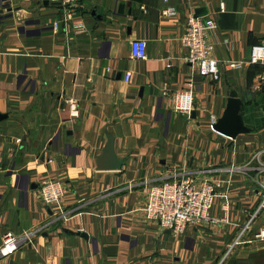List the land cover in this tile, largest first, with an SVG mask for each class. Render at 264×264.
I'll return each mask as SVG.
<instances>
[{"label":"crops","instance_id":"0c3cea01","mask_svg":"<svg viewBox=\"0 0 264 264\" xmlns=\"http://www.w3.org/2000/svg\"><path fill=\"white\" fill-rule=\"evenodd\" d=\"M167 7L174 18L161 16ZM199 8L217 25L206 34L214 60H247L263 44L264 0H81L67 25L47 0H0V247L5 232L32 234L0 264H264L256 220L228 253L259 206L264 172L236 174L216 197L211 214L227 223L175 237L143 218L149 188L175 170L202 178L264 165V62L200 76L180 44ZM133 40L146 41L145 60L130 56ZM187 82L194 117L173 109ZM231 91L250 130L233 140L210 126ZM107 135L120 170L96 168ZM45 179L65 188L59 212L39 199Z\"/></svg>","mask_w":264,"mask_h":264},{"label":"built area","instance_id":"2783aa9c","mask_svg":"<svg viewBox=\"0 0 264 264\" xmlns=\"http://www.w3.org/2000/svg\"><path fill=\"white\" fill-rule=\"evenodd\" d=\"M63 10V23L71 20L74 8L78 7L81 0H48ZM161 16L172 19L176 16L173 7H167L161 12ZM59 28V23L53 24V30ZM217 28L216 22L207 16L197 17L190 15L187 19L184 33L180 38V44L186 50L185 61L202 77H210L217 80L219 67L226 70L241 71L248 65L263 64L264 42L253 46L247 60L240 61H216L211 55L213 52L212 43L206 39V34ZM130 56L135 60H145L146 41L133 40L130 42ZM130 72L124 74V81L128 82ZM193 83L187 82L184 88L172 96L174 111L190 115L192 111V89ZM67 103H70L68 100ZM72 106V105H71ZM216 123V119L210 118V126ZM256 154L253 159H256ZM250 164L242 166L231 165L227 169L210 170L213 176L199 178L184 171H173L167 178L149 188L146 204L142 209L143 218L155 222L159 227L173 236H181L185 231L201 224L219 226L227 223L226 213L229 210L228 202L221 206L225 216L222 218L213 216L211 210L218 195L226 197L231 191L233 178L236 174L247 175L251 171L264 172V165L257 168H248ZM261 200L254 214H250L249 220L239 227V233L228 249V253L236 246L242 244L243 236L249 231L250 225L259 217L264 210V185L259 183ZM38 196L42 205L46 208H53L59 212L62 208L61 201L65 194L62 182L55 179H45L38 183ZM225 200H227L225 198ZM254 239L264 241V224L254 234ZM32 234L24 233L16 236L12 232H5L2 235L0 258L11 256L23 243H31Z\"/></svg>","mask_w":264,"mask_h":264},{"label":"water","instance_id":"95a60500","mask_svg":"<svg viewBox=\"0 0 264 264\" xmlns=\"http://www.w3.org/2000/svg\"><path fill=\"white\" fill-rule=\"evenodd\" d=\"M205 13L206 10L204 8H199L195 11L194 16L201 17L205 15ZM241 105L242 101L238 98L237 93L231 91L222 116L212 127L213 131L232 140L240 134L248 133L250 130L244 127L239 114ZM190 116L194 117V113L191 112ZM6 117L5 114L0 113V121L4 120ZM113 142V137L107 135V142L101 154L96 159V168L98 171H115L121 169L123 162L116 158ZM78 235L82 238H87L85 233L79 232Z\"/></svg>","mask_w":264,"mask_h":264},{"label":"rangeland","instance_id":"374dc122","mask_svg":"<svg viewBox=\"0 0 264 264\" xmlns=\"http://www.w3.org/2000/svg\"><path fill=\"white\" fill-rule=\"evenodd\" d=\"M48 1V0H47ZM49 2V1H48ZM50 3V2H49ZM264 177V176H263ZM263 180H264V178H263ZM37 188H38V184H37ZM254 224H256L253 228H252V231L250 232L251 234L253 233V232H255L256 231V229H257V226L258 225H263L264 224V210L263 211H261L260 213H259V217L256 219V221H255V223ZM1 248V247H0ZM234 264V263H233ZM235 264H237V263H235ZM247 264V263H246Z\"/></svg>","mask_w":264,"mask_h":264}]
</instances>
